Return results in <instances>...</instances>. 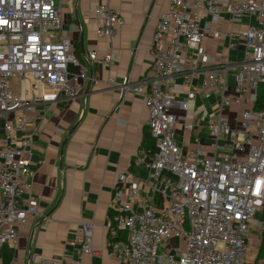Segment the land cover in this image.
I'll use <instances>...</instances> for the list:
<instances>
[{
    "label": "built area",
    "instance_id": "obj_1",
    "mask_svg": "<svg viewBox=\"0 0 264 264\" xmlns=\"http://www.w3.org/2000/svg\"><path fill=\"white\" fill-rule=\"evenodd\" d=\"M97 34L117 35L122 14L108 4L94 9ZM232 24L229 46L242 39V60L220 55L212 61L201 47L207 38L226 34L221 17ZM64 27L56 0H0V245L18 240L19 228L38 214V202L25 195L33 187L30 155L41 109L60 99L77 97L90 68L74 53L72 41L53 35ZM152 73L145 84L124 77L121 98L143 97L148 129L156 146L147 164L150 179L118 176L110 219L108 255L119 264H252L250 235L264 228V103L255 109L264 83V0H170V9L153 36ZM191 52L195 53L188 59ZM87 57L103 67L115 52ZM202 59L206 66H202ZM205 69V91L220 95V113L207 123L214 154L202 156L204 144L185 153L177 142L178 120L172 112L177 78H182L187 111L196 95L194 80ZM17 76L19 87L11 88ZM113 84L112 79L106 81ZM232 87L230 93L229 88ZM247 103L232 124L222 111ZM27 112L35 113L34 120ZM185 128L194 130V122ZM147 192V194H142ZM150 195H149V194ZM264 214V213H263ZM93 225H83L78 261L94 255ZM39 264H63L38 257ZM256 264H264V256Z\"/></svg>",
    "mask_w": 264,
    "mask_h": 264
},
{
    "label": "crops",
    "instance_id": "obj_2",
    "mask_svg": "<svg viewBox=\"0 0 264 264\" xmlns=\"http://www.w3.org/2000/svg\"><path fill=\"white\" fill-rule=\"evenodd\" d=\"M104 4L123 17L114 37L97 34L94 9ZM56 6L64 27L53 36L72 41L75 55L90 68L89 79L77 97L60 99L41 108L45 116L38 122L30 155L35 169L33 187L25 195V200L32 198L38 202L39 212L20 225L16 242L0 245V264H39L38 257L63 264H119L108 255L107 248L118 176L126 173L135 179H150L147 164L155 154L143 97L130 93L122 99L120 85L127 76L136 84H145L150 77L153 36L158 21L170 9V0H56ZM245 22L253 20L247 18L232 24L227 14L222 15L221 25L226 34L219 39L207 37L201 43L212 61L220 55H228L234 62L243 59L244 41L239 39L230 48L228 33L232 26L244 27ZM92 51L99 57L115 52L118 59L105 68L87 57ZM192 56L194 52L189 55L188 66ZM198 60L206 66L202 59ZM205 78L202 69L194 80L196 95L189 101L187 111L180 104L187 97V88L182 78L175 80L176 103L172 112L178 120L176 139L183 151L194 152L198 137L204 144L201 155L211 156L214 147L207 123L221 111L220 95L202 88ZM108 79L113 84L109 85ZM229 91L232 92L231 86ZM247 107V103L232 106L222 115L234 124L235 117ZM26 114L34 120L35 113ZM189 122L195 123L194 130L185 128ZM87 223L93 225L95 254L84 255L79 263V240ZM251 255L256 257L257 253Z\"/></svg>",
    "mask_w": 264,
    "mask_h": 264
},
{
    "label": "rangeland",
    "instance_id": "obj_3",
    "mask_svg": "<svg viewBox=\"0 0 264 264\" xmlns=\"http://www.w3.org/2000/svg\"><path fill=\"white\" fill-rule=\"evenodd\" d=\"M10 86L11 88H18L19 87V82H18V79H17V76H13L11 78V81H10ZM260 215H264L263 213H260ZM264 232V228H261V229H258V230H254L252 232V235H253V238L251 240V253L252 254H255L257 253V256H250L249 257V262H252V264H256L258 263L259 260H261L263 258V254L262 255H259V247H260V243H261V240L260 238L262 237V234Z\"/></svg>",
    "mask_w": 264,
    "mask_h": 264
},
{
    "label": "trees",
    "instance_id": "obj_4",
    "mask_svg": "<svg viewBox=\"0 0 264 264\" xmlns=\"http://www.w3.org/2000/svg\"><path fill=\"white\" fill-rule=\"evenodd\" d=\"M263 103H264V83L261 84L259 87L257 100H256V104H255V109L260 110L263 106ZM148 135H149V133H148ZM152 146L150 145V147H152ZM155 151H156V146H155V149H153L154 153H155ZM262 254L264 256V232L262 234L261 243H260V247H259V255H262Z\"/></svg>",
    "mask_w": 264,
    "mask_h": 264
},
{
    "label": "water",
    "instance_id": "obj_5",
    "mask_svg": "<svg viewBox=\"0 0 264 264\" xmlns=\"http://www.w3.org/2000/svg\"><path fill=\"white\" fill-rule=\"evenodd\" d=\"M77 124H78V123H77ZM77 124H76L74 127H72V129L70 130L69 134H71V133L75 130Z\"/></svg>",
    "mask_w": 264,
    "mask_h": 264
}]
</instances>
